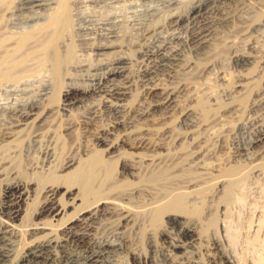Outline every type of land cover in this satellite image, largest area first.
I'll list each match as a JSON object with an SVG mask.
<instances>
[{
    "label": "rangeland",
    "instance_id": "374dc122",
    "mask_svg": "<svg viewBox=\"0 0 264 264\" xmlns=\"http://www.w3.org/2000/svg\"><path fill=\"white\" fill-rule=\"evenodd\" d=\"M27 1L4 0V6H0L1 41L5 35L0 45V58L2 53L12 55L15 45L12 35L16 36L25 24L30 27V24L33 25L31 21L41 19L47 12H51L58 0H46L49 7L41 10H22ZM97 1L69 0L70 12L59 31L58 40L61 41L56 43V51L61 50L56 52L51 48L42 60L38 58L40 62L32 59L30 61L35 63L28 61L23 64L17 73L18 78L13 81L0 79V104L40 97L43 101L55 100L60 104L63 87L72 84L83 87L103 79L107 76L105 66L114 57H125L120 64L123 67L119 65L120 75L108 81L105 79L109 86L104 84L107 93L103 92L99 98L81 96L80 104L69 110V113L59 111L61 115L54 109L55 112L51 111L53 114L43 113L42 121L35 122L38 124L33 127H42L40 132L43 135L37 134L43 137V141L48 140L46 143L54 149L55 157H58L55 163L53 161L52 164L44 165L40 160L28 162L24 159L23 162L21 158L13 157L12 162L5 165L0 174V229L12 254L10 264L19 263L31 240L46 236L60 240L64 231L68 230L66 228L89 238L88 252L101 251L104 247L112 248L113 254L109 257L111 264H172L167 253L182 264H209L206 250L211 248L213 242L218 243L219 249L225 255L229 254L227 256L235 264H264V147H260L262 151L260 148L257 151L258 146L255 144L264 136V0ZM100 3L103 5L99 6ZM107 4H110L109 8ZM8 7L10 12L7 11ZM80 13L83 16L90 15L94 22L86 23L84 18L79 20ZM90 13H94L93 16ZM12 14L15 16L12 17ZM39 21L42 23V20ZM202 33L208 39L212 38L210 41L216 45L213 51L207 52L205 49L199 53L192 39ZM99 43L114 45L111 49L113 53L109 50V56L105 57L90 50ZM170 51L182 53H179L178 61L168 59L172 54ZM56 55L62 63L57 69L54 67ZM5 66L0 68V72L5 71ZM20 70H26L27 75L25 72L21 74ZM28 84H32L31 88ZM152 87L160 88L164 95L172 93L174 99L179 97L178 101L175 99L176 107L170 113L160 111L154 114L146 109L151 105L150 102L153 103L154 98L148 93ZM142 108V112L148 111L145 120L140 116ZM62 121L73 123L70 138L62 131ZM139 134H143V137ZM140 137L147 139L144 143H149L147 148L138 151L132 149V144ZM155 148L160 151L155 152ZM132 153L139 155L132 158ZM65 157L68 159L58 169ZM143 157L151 163H144L141 160ZM94 159L102 161L104 169L109 173L106 187L112 188L111 193L104 190L99 196L112 199L113 204L103 206L101 211L74 222H64L68 215L74 217V209H68L66 215L52 220L51 217H38V204L43 200L42 187L47 183H71L68 178H75L74 173ZM169 168H172L171 171ZM159 176L163 177L159 183L170 182L167 189L152 183L151 180ZM28 182L34 185V191L31 192L30 200L23 205L20 217L15 219L4 210L6 205L1 190L8 185L24 186ZM72 183V194L83 198V205L94 201L95 197L84 194L79 180L74 179ZM174 195L181 199V207L172 211H180L187 221L181 225L168 222L167 215L163 213L165 209L161 211ZM121 207L129 210L125 213L128 216L124 215ZM47 220L52 221V226L33 239L30 236V224ZM189 230L194 232L196 247L187 242ZM176 241L184 242V247L173 249L171 242ZM67 249L81 258L82 262L88 254L85 248L73 242L67 245ZM58 263L65 264L63 261Z\"/></svg>",
    "mask_w": 264,
    "mask_h": 264
},
{
    "label": "bare ground",
    "instance_id": "6f19581e",
    "mask_svg": "<svg viewBox=\"0 0 264 264\" xmlns=\"http://www.w3.org/2000/svg\"><path fill=\"white\" fill-rule=\"evenodd\" d=\"M4 0H0V6H2ZM97 1V0H95ZM109 1V0H107ZM113 1V0H112ZM146 1V0H145ZM152 1V0H151ZM24 1H22L23 3ZM55 2V1H54ZM80 2V1H79ZM91 2V1H90ZM98 2V1H97ZM110 2V1H109ZM125 2V1H123ZM6 3V2H5ZM86 3V2H85ZM96 3V2H94ZM104 3V2H103ZM103 3L99 6H102ZM115 3V2H114ZM119 3V2H118ZM122 3V2H120ZM11 4V3H9ZM105 4V3H104ZM135 4V3H134ZM143 4V3H142ZM6 6L8 5L5 4ZM71 5V3H70ZM70 5H69V0H58L56 2V6L52 9L51 12H47L48 14L42 16L41 19H37V20H33L30 23H32L33 25L30 24V27H27L24 25V27L21 29V31L16 35H12L13 38H15V45H13V51L10 48V50L12 51V55L10 56L9 54H1L2 58H0V68L4 65L5 66V71L2 70V73L0 75V79H5V80H15L18 78L17 73H19V69L21 68V66L23 64H26L28 61L32 60V59H43L44 55L47 53V51H49V49H54V51H56V43L57 41H61L58 40L59 39V31L61 29L62 24L64 22V20H66L68 18L69 12H70ZM73 5V4H72ZM79 5V4H78ZM91 5V4H90ZM94 5V4H92ZM97 5V7H98ZM108 5V4H107ZM110 5V4H109ZM108 5V8H109ZM112 5V3H111ZM115 4H113L114 6ZM117 5V3H116ZM136 5V4H135ZM4 6V5H3ZM2 6V7H3ZM17 6V5H16ZM48 6L49 7V3L46 0H29L26 3H24V5L22 6V10L26 9V10H37L38 8H44ZM85 6H87L85 4ZM75 7V5H74ZM93 7V6H92ZM95 7V6H94ZM142 7V6H141ZM9 8V7H8ZM17 8V7H16ZM52 8V6H51ZM79 7H77L76 9H78ZM81 8V7H80ZM85 8V7H84ZM84 8H82V10H84ZM96 8V7H95ZM100 8V7H98ZM119 8V7H118ZM122 8V7H121ZM144 8V7H143ZM38 9V10H39ZM50 9V8H49ZM94 9V8H93ZM112 9V8H111ZM109 9V10H111ZM124 9V8H123ZM153 9V8H152ZM41 10V9H40ZM44 10V9H43ZM42 10V11H43ZM79 10V9H78ZM77 10V11H78ZM88 10V9H87ZM104 10H108L107 8ZM135 10V9H134ZM141 10V9H140ZM4 11V10H3ZM8 12H10V8L9 10H7ZM45 11V10H44ZM76 11V10H75ZM80 11V10H79ZM85 11V10H84ZM83 11V12H84ZM95 11V10H93ZM96 11H99L96 9ZM114 11V10H113ZM123 11V10H122ZM127 11V9H126ZM14 12V11H13ZM21 12V11H20ZM26 12V11H25ZM24 12V13H25ZM38 11H36L37 13ZM46 12V11H45ZM91 12V11H89ZM104 12V11H103ZM120 12V11H119ZM4 13V12H3ZM16 13V12H15ZM13 13V14H15ZM29 13V12H28ZM35 13V12H34ZM39 13H41L39 11ZM43 13V12H42ZM73 13H75L73 11ZM85 13V12H84ZM100 12H98L99 14ZM105 13V12H104ZM109 13V12H108ZM106 12V14H108ZM111 13V11H110ZM115 13V12H114ZM5 14V13H4ZM9 14V13H8ZM12 14V17L15 16ZM17 14V13H16ZM27 14V13H26ZM91 14V13H90ZM94 14V13H92ZM91 14V15H92ZM101 14V13H100ZM2 15V14H1ZM19 15V14H18ZM34 15V14H33ZM86 15V14H85ZM102 15V14H101ZM113 15V14H111ZM5 16V15H4ZM8 16V15H7ZM30 15H28L27 17H29ZM32 16V15H31ZM76 16V14L74 15ZM87 16V15H86ZM83 16L82 13L78 14V18L79 20L83 19L86 23H90L92 20L89 16ZM93 16V15H92ZM96 16V15H95ZM110 16V15H108ZM116 16V15H115ZM146 16V15H145ZM26 17V18H27ZM33 17V16H32ZM107 17V15H106ZM129 17V16H128ZM3 18V17H2ZM8 18V17H7ZM6 18V19H7ZM22 18V17H21ZM20 18V19H21ZM24 18V17H23ZM70 18V17H69ZM73 18V15H72ZM71 18V19H72ZM99 18V17H98ZM104 18V17H102ZM11 19V17H10ZM33 19V18H32ZM117 19V18H116ZM115 19V20H116ZM120 19V18H119ZM13 19H11L12 21ZM31 20V19H30ZM29 20V21H30ZM39 20H42V23H38ZM77 21V19H75ZM104 20V19H103ZM106 20V19H105ZM104 20V21H105ZM109 20V19H108ZM2 21V20H1ZM69 21V19L67 20ZM73 21V20H72ZM74 21V22H76ZM96 21H98L96 19ZM103 21V22H104ZM25 22V21H23ZM40 22V21H39ZM82 22V21H81ZM80 22V25H81ZM94 22V21H92ZM101 22V21H99ZM98 22V23H99ZM66 23V22H65ZM69 23V22H68ZM71 23V21H70ZM78 23V21H77ZM84 23V22H82ZM85 23V25H86ZM97 23V22H96ZM115 23V22H114ZM23 23H21L20 25H22ZM106 24V23H105ZM112 24V23H111ZM28 25V23H27ZM79 25V24H78ZM95 25V24H94ZM114 25V24H113ZM29 26V25H28ZM72 26V24H71ZM92 26V25H91ZM102 26V25H101ZM107 26V25H106ZM109 26V25H108ZM93 27V26H92ZM99 27V26H98ZM111 27V26H110ZM87 28V26H86ZM91 28V27H88ZM95 28V26H94ZM93 28V29H94ZM103 28V27H101ZM85 29V28H84ZM67 30V28H66ZM91 30V29H90ZM65 31V30H63ZM85 31V30H84ZM95 31V30H94ZM83 31H81L80 33H82ZM17 33V32H16ZM1 34V33H0ZM14 34V33H13ZM64 35V34H61ZM197 35V34H196ZM11 36V35H10ZM114 36V35H113ZM106 37V36H105ZM3 38L2 37V41L0 42L3 43ZM7 38V37H6ZM60 38H62L60 36ZM11 39V38H10ZM9 39V40H10ZM212 39V38H211ZM211 39H208L206 34H200L197 35L194 39V44L196 47L199 48V53L202 50H205L207 52L209 51H213L216 48V45L210 41ZM5 40V39H4ZM108 40V39H107ZM111 41V40H109ZM10 42V41H9ZM114 42V41H113ZM112 42V44H113ZM82 43V42H81ZM86 43V42H85ZM110 43V42H109ZM116 43V42H115ZM191 43V42H190ZM193 43V41H192ZM58 44V43H57ZM6 45V44H5ZM2 46V45H1ZM7 46V45H6ZM59 46V45H58ZM160 47V46H159ZM1 48V47H0ZM4 48H6L4 46ZM8 48V47H7ZM48 48V49H47ZM114 45L111 44H100L96 45L94 48L90 49L91 51H93L95 54H99V55H106L105 57H108L110 54L109 50L113 49ZM9 49V48H8ZM47 49V50H46ZM58 49V48H57ZM85 49V48H84ZM61 50V49H60ZM57 50V51H60ZM83 50V49H82ZM192 50V49H191ZM197 50V49H196ZM8 51V50H7ZM53 51V50H52ZM56 51V52H57ZM112 51V50H111ZM117 51V50H116ZM195 51V50H194ZM54 52V53H56ZM162 52V51H159ZM197 52V51H195ZM10 53V51L8 52ZM113 53V51H112ZM170 53H172V51H170ZM180 53V52H179ZM178 52H173L170 56H169V60L172 61H178L177 57L179 56ZM203 53V52H202ZM58 54H62L61 52H58ZM89 54H92L89 53ZM88 54V55H89ZM158 54V53H157ZM164 54V53H163ZM168 54V53H167ZM166 54V56H167ZM182 54V53H180ZM207 54V53H206ZM52 54H50L51 56ZM55 55V54H54ZM108 55V56H107ZM116 55V53H115ZM124 55V54H123ZM154 55V54H153ZM202 55V54H199ZM57 56V55H56ZM118 56V55H117ZM183 56V55H181ZM100 57V56H99ZM46 58V57H45ZM51 58V57H50ZM59 57H55V69H57L58 66H60V60L58 59ZM61 58V57H60ZM125 58V57H123ZM123 58L121 57H114V59L112 60V62L108 63L105 66V69H107V76L103 79H100L98 81H93L91 84L89 85H85L83 87H79V86H75V85H68L66 87H63V90L61 91L62 97H61V102L60 104L58 103V101L55 100H50L49 102L47 101H43L41 100L42 97H40V99H28V100H21V101H12V102H4L1 105L0 108V174L3 173L4 171V167L5 165H9L10 162H12L13 157H18L21 158L22 161L25 159L26 161H34V160H40L39 162L44 164V163H51L53 162L56 158L55 154L53 152L54 149L49 148L50 146H48V144L42 140L43 137H40V135H43L42 132H40L42 129L39 127H33L35 122L37 120H41V116L43 115V113H47V112H51L52 110L56 109V111H63V112H68L69 110H71L73 107H76L77 105H79V99L81 98V96H85V97H91V96H98L102 94L104 91V84L105 83V79H111L114 78L115 76L120 75L121 73V69L119 68V65L122 63ZM166 58V57H165ZM203 58V57H202ZM38 61L40 62L41 60ZM52 59V58H51ZM63 59V58H62ZM101 59V58H100ZM103 59V58H102ZM166 59V60H168ZM96 61L99 59H95ZM127 60V59H126ZM161 60V58H160ZM31 62V61H30ZM29 62V63H30ZM33 62V61H32ZM31 62V63H32ZM107 62V61H106ZM158 62V61H157ZM171 62V61H170ZM35 63V62H33ZM77 63V62H76ZM99 63V61L97 62V64ZM125 63V62H124ZM160 63V62H159ZM166 65L167 62L165 61ZM164 63V64H165ZM180 63V61H179ZM178 63V64H179ZM79 64V63H77ZM76 64V65H77ZM103 64V63H102ZM101 64V65H102ZM106 64V63H104ZM161 64V63H160ZM169 64V62H168ZM174 64V63H173ZM75 65V66H76ZM80 65V64H79ZM163 65V64H162ZM170 65V64H169ZM39 66V65H38ZM66 66V65H65ZM85 66V65H84ZM61 67V66H60ZM79 67V66H78ZM89 67V66H88ZM103 67V66H102ZM120 67H123L122 65H120ZM160 67V66H159ZM158 67V68H159ZM26 68V67H25ZM80 68V67H79ZM157 68V69H158ZM165 68V67H164ZM4 69V67H3ZM24 69V68H23ZM81 69V68H80ZM86 69V68H85ZM100 69V68H99ZM102 69V68H101ZM124 69V68H123ZM74 70V69H73ZM83 70V69H82ZM105 71V70H104ZM103 71V72H104ZM25 72L26 74V70H20V73L23 74ZM80 72V71H79ZM102 72V73H103ZM20 74V75H21ZM24 75V74H23ZM30 76V75H28ZM23 77V76H20ZM57 77V76H56ZM35 77H33L34 79ZM65 78V77H64ZM28 79V78H27ZM26 81L28 82V80H30V78ZM1 80V81H2ZM115 80V79H114ZM121 80V79H120ZM0 81V82H1ZM17 81V80H16ZM19 81V79H18ZM48 81V80H47ZM108 81V80H107ZM113 81V80H112ZM4 82V81H3ZM24 82V81H23ZM114 82V81H113ZM116 83V81H115ZM114 83V85H115ZM19 83H16V85H18ZM20 84H25V83H20ZM111 84V82H110ZM29 85V84H28ZM50 85V84H49ZM14 86V85H13ZM32 86L29 85V87ZM52 86V85H51ZM108 86V84H107ZM106 86V87H107ZM109 87V86H108ZM28 88V87H27ZM26 88V89H27ZM31 88V87H30ZM52 88V87H51ZM21 89V88H20ZM48 89V87H47ZM46 89V90H47ZM62 89V88H61ZM111 89V88H110ZM109 89V90H110ZM164 89V88H163ZM31 90V89H30ZM50 91V89H49ZM26 92V90H25ZM47 92V91H45ZM51 92V91H50ZM49 92V93H50ZM164 92V91H163ZM175 92V91H174ZM43 93V92H42ZM41 93V94H42ZM107 93V92H106ZM104 93V94H106ZM151 96H153V103L150 102V106L146 109H148V111L150 112H166L167 114L170 113V111H172L174 109V107H176L175 104V99L178 101V99L175 98L174 99V95L172 93H167L166 95H164L161 91L160 88L158 87H152L150 88V92H148ZM44 94V93H43ZM175 94V93H174ZM48 95V94H46ZM102 96V95H101ZM179 96V95H177ZM38 98V97H37ZM48 98V97H47ZM93 98V97H91ZM101 98V97H100ZM151 98V99H152ZM50 99V98H49ZM52 99V98H51ZM89 99V98H88ZM20 100V99H18ZM47 100V99H46ZM104 100V99H103ZM83 101V99H82ZM86 101V100H85ZM181 101V100H180ZM180 103V102H178ZM178 103H176L178 105ZM57 104V105H56ZM91 105V104H90ZM180 105V104H179ZM84 107V105H83ZM74 109V108H73ZM176 109V108H175ZM79 110V108H78ZM81 110V108H80ZM93 110V109H92ZM140 110V109H139ZM143 108L141 109V113L140 116L141 118L144 120L148 118V111H143ZM177 110V109H176ZM175 110V111H176ZM76 111V110H75ZM184 111V110H183ZM55 112V110H54ZM80 112V111H79ZM137 112V111H136ZM135 112V113H136ZM181 112V111H180ZM52 113V112H51ZM50 113V114H51ZM60 113V112H59ZM67 113V114H68ZM165 113V114H166ZM53 114V113H52ZM55 114V113H54ZM61 114V113H60ZM72 114V113H71ZM78 114V113H77ZM155 114V113H154ZM153 114V115H154ZM158 114V113H157ZM161 115V113H159ZM175 114V113H174ZM56 115V114H55ZM57 115H59L57 113ZM56 115V116H57ZM62 115V114H61ZM136 115V114H135ZM138 115V113H137ZM150 115V114H149ZM164 115V114H163ZM186 115V114H185ZM139 116V117H140ZM34 117L29 123L27 122L28 119ZM50 117V115H49ZM69 117V116H68ZM71 117V116H70ZM69 117V118H70ZM96 117V116H95ZM166 117V115H165ZM163 117V118H165ZM46 118V117H45ZM61 118V116H60ZM43 119V118H42ZM62 119V118H61ZM60 119V121H61ZM71 119V118H70ZM75 119V118H74ZM134 119V118H133ZM138 119V118H137ZM54 120V119H52ZM95 120V119H94ZM160 120V119H159ZM48 121V119H47ZM56 121V120H55ZM59 121V122H60ZM64 121V120H63ZM62 121V123H63ZM67 121V120H66ZM76 121V120H75ZM78 121V120H77ZM89 121V120H88ZM166 121V119L164 120ZM49 122H51L49 120ZM65 122V121H64ZM126 122V121H125ZM45 123V122H44ZM56 123V122H55ZM135 123V122H134ZM159 123V122H158ZM38 124V123H37ZM37 124H35L37 126ZM40 124V123H39ZM48 124V123H47ZM75 124V123H74ZM122 124V123H121ZM127 124V123H125ZM63 125V126H62ZM115 125V124H114ZM131 125V124H130ZM158 125V124H157ZM39 126V125H38ZM46 126V125H45ZM48 126V125H47ZM58 126V125H57ZM56 126V127H57ZM62 126V131L65 134V136L69 137V135L72 133V128H73V123H63L61 124ZM75 126V125H74ZM81 126V125H80ZM86 126V125H85ZM165 126V125H163ZM162 126V127H163ZM88 127V126H87ZM135 127V126H134ZM59 128V126H58ZM77 128V127H76ZM125 128V127H124ZM129 128V127H128ZM133 128V125L132 127ZM50 129V127L48 128ZM47 129V130H48ZM29 130V131H27ZM52 130V129H51ZM77 130V129H76ZM79 130V129H78ZM92 130V129H91ZM146 130V129H145ZM89 131V130H88ZM130 131V130H128ZM140 131V130H139ZM138 131V132H139ZM149 131V130H148ZM165 131H169V130H165ZM56 132V131H55ZM58 132V131H57ZM75 132V131H73ZM142 132V131H141ZM162 132V131H161ZM160 132V133H161ZM39 133V134H37ZM62 133V134H63ZM131 133V131L129 132ZM140 133V132H139ZM163 133V132H162ZM56 134V133H54ZM61 134V135H62ZM74 134V133H73ZM134 134V133H133ZM147 133H145L146 135ZM86 135V134H85ZM126 135V134H125ZM135 135V134H134ZM141 135V134H139ZM143 135V134H142ZM141 135V137H143ZM169 135V133H168ZM166 134V136H168ZM173 135V134H171ZM170 135V137H171ZM46 136V135H45ZM54 136V135H53ZM73 136V135H72ZM154 136V135H153ZM158 136V135H157ZM161 136V135H160ZM165 136V135H163ZM162 136V137H163ZM192 136V135H191ZM60 137V136H59ZM66 137V138H67ZM124 137V136H123ZM140 139L138 138V141L134 144H132V149L134 150H142L145 149V147L147 148V145H144L145 141L143 138ZM175 137V136H174ZM195 137V136H194ZM45 138V137H44ZM49 138V137H48ZM55 138V136H54ZM62 138V137H61ZM64 138V137H63ZM62 138V139H63ZM70 138V137H69ZM68 138V140H69ZM127 138V136H126ZM131 138V137H130ZM135 138V137H134ZM145 138H148L147 136ZM160 138V137H159ZM173 138V137H172ZM47 139V138H45ZM58 139V138H57ZM119 139V138H118ZM123 139V138H122ZM132 139V138H131ZM130 139V140H131ZM154 139V138H153ZM193 139V137H192ZM67 141V139H65ZM73 140V139H72ZM127 140V139H126ZM129 140V139H128ZM120 141V140H119ZM155 141V140H154ZM157 141V138H156ZM156 141L154 143H156ZM169 141V140H168ZM195 141V140H194ZM54 142V141H53ZM56 142V140H55ZM68 142V141H67ZM71 142V140H70ZM167 142V141H166ZM172 142V141H171ZM58 143V142H57ZM153 143V142H152ZM163 143V142H162ZM50 144V143H49ZM68 144V143H67ZM66 144V145H67ZM121 144V143H120ZM124 144V142H123ZM128 144V143H127ZM157 144V143H156ZM159 144V143H158ZM168 144V143H167ZM167 144L165 146H167ZM256 146H258L257 151L259 150V148L262 146L264 147V136H261L257 142L255 143ZM53 145V144H52ZM51 145V146H52ZM71 145V143H70ZM69 145V146H70ZM113 145V144H112ZM144 145V146H143ZM161 145V143H160ZM159 145V146H160ZM73 146V145H71ZM152 146V145H151ZM116 147V146H115ZM121 147V146H120ZM153 147V146H152ZM156 147V146H155ZM158 147V146H157ZM196 147V145H195ZM261 147V148H262ZM163 148V147H162ZM165 148V147H164ZM260 148V149H261ZM159 149V148H158ZM166 149V148H165ZM147 150V149H146ZM157 149L155 148V152ZM162 150V149H161ZM200 150V148H199ZM149 151V150H148ZM147 151V152H148ZM260 151V150H259ZM262 151V149H261ZM146 152V151H145ZM154 152V153H155ZM153 153V151H152ZM199 153V152H198ZM259 153V152H258ZM158 154V153H157ZM129 155V154H128ZM132 158L133 156L138 157L139 154H131ZM144 155V153H143ZM148 155V154H147ZM153 155V154H152ZM149 156V155H148ZM151 156V155H150ZM155 156V155H154ZM159 156V155H158ZM240 156V155H239ZM261 156V155H260ZM142 157V156H140ZM153 157V156H152ZM237 157V156H236ZM235 157V158H236ZM126 158V157H125ZM128 158V157H127ZM151 158V157H150ZM158 158V157H157ZM163 158V157H162ZM160 158V159H162ZM168 158V156H167ZM171 158V157H170ZM200 158V157H199ZM20 159V160H21ZM66 159H68V157H65V159H62L61 164L58 165V169L61 167V165L63 164V162H66ZM141 159V158H140ZM159 159V160H160ZM164 159V158H163ZM169 159V158H168ZM178 159V158H177ZM197 159V158H196ZM129 160V159H128ZM131 160V159H130ZM142 161L148 162L149 159H147L146 157H143L141 159ZM152 160V159H151ZM155 160V159H154ZM158 160V159H157ZM135 161V160H134ZM171 161V160H170ZM237 161V160H236ZM24 162V161H23ZM35 162V161H34ZM37 162V163H39ZM57 162V160H56ZM138 162V161H137ZM136 162V163H137ZM157 161H154V163ZM160 162H163L160 161ZM165 162V161H164ZM55 163V161H54ZM139 163V162H138ZM141 163V161H140ZM143 163V164H144ZM149 164L151 163V161L148 162ZM159 163V162H158ZM176 163V162H175ZM27 164V163H24ZM44 164V165H46ZM52 164V163H51ZM153 164V163H152ZM170 164V163H169ZM12 165V164H11ZM35 165V164H34ZM146 165V164H145ZM167 165V163L165 164ZM172 165V163H171ZM177 165V164H176ZM162 166V165H161ZM160 166V167H161ZM164 166V165H163ZM179 166V165H178ZM41 167V166H40ZM49 167V166H47ZM63 167V165H62ZM83 168L80 167V169L78 170L77 173H74L75 178H68L71 179V183H47L45 185V187H42V194H43V200L42 202H40L38 204V211L36 213V215L38 217H43L45 219L50 218L51 220L59 217L61 215H66L67 210L68 209H74L75 210V215L74 217H72L73 215H68V217L66 218V220L64 221L65 223L68 221L74 222L73 220H80V218L84 219L87 215H91V213H97L99 211H101L103 206H107V205H112L113 204V200L112 199H105L102 198L101 196H99L100 194H102L101 192H103L104 190H111L112 188L106 187L107 185V180H108V171L104 169V165L102 164V161L100 159H94L92 161H90L89 163L85 164L84 166H82ZM170 167V166H168ZM8 168V167H6ZM45 168V167H44ZM165 168V167H163ZM175 168V167H174ZM61 169V168H60ZM166 169V168H165ZM164 169V170H165ZM170 169V168H169ZM172 169V168H171ZM170 169V171H171ZM8 170V169H7ZM158 171V170H157ZM157 171H155V174L157 173ZM169 171V170H168ZM167 171V172H168ZM165 172V173H167ZM242 172V171H241ZM164 173V174H165ZM161 174V172H160ZM239 174V173H238ZM4 175V174H3ZM9 175V174H8ZM157 175V174H156ZM163 175V174H162ZM243 175V174H242ZM108 176V177H107ZM67 177V176H66ZM71 177V176H70ZM157 177V176H156ZM165 177V176H164ZM153 178V177H152ZM151 178V179H152ZM167 178V177H166ZM164 178V180L166 179ZM173 178V177H172ZM74 179H77L81 182L82 186L80 188H82L84 194H88V195H92L93 197H95L94 201L90 202L88 205H83L80 197H78V195H74L73 193V181ZM107 179V180H106ZM175 179V178H173ZM30 180V179H29ZM150 180V179H149ZM161 180H163V177L159 176L158 178H154V180H151L152 183L161 186L164 189L168 188L169 183H159L161 182ZM176 180V179H175ZM179 180V179H178ZM22 181V180H21ZM171 181V180H170ZM192 181V180H191ZM66 182V181H65ZM163 182V181H162ZM187 182V181H186ZM196 181H194L193 183H195ZM16 183V182H15ZM35 183V182H34ZM190 182L187 183V187L188 188V184ZM192 183V185H193ZM175 184V183H173ZM178 183H176L177 185ZM184 184V183H183ZM180 185V184H179ZM186 185V183L184 184ZM32 186H34L33 184H31L30 182H28L27 184L25 183L24 186H20V185H8L5 188H3V190H1V197L3 199V201L5 202V209L7 211V213L14 217L15 219L19 218L21 213H22V208L23 205H26V202L28 200H30L31 197V192H33L34 190H32ZM181 186V185H180ZM178 186V187H180ZM183 186V185H182ZM177 187V188H178ZM185 187V186H184ZM197 187V186H196ZM223 187V186H222ZM76 188V187H75ZM170 188V186H169ZM181 188V187H180ZM179 188V189H180ZM192 187H190L191 190ZM64 189V192H61V190ZM163 189V191H165ZM175 189V188H174ZM171 191V189H169ZM176 190V189H175ZM188 190V191H190ZM196 190V189H195ZM108 191V192H109ZM162 191V190H161ZM194 191V189H193ZM105 192V191H104ZM173 192V190H172ZM187 192V191H186ZM185 192V193H186ZM111 193V191H110ZM126 193V192H125ZM149 193V192H148ZM152 193V192H150ZM167 193V191H166ZM170 193V192H169ZM177 193V191H176ZM179 193V192H178ZM182 193V192H181ZM180 193V194H181ZM158 194V193H157ZM192 194V193H191ZM125 195V194H124ZM150 195V194H149ZM159 195V194H158ZM173 195V194H172ZM184 195V194H182ZM58 196H62V197H58ZM120 196V195H119ZM122 196V195H121ZM128 196V195H126ZM152 197V195H150ZM74 197V198H72ZM158 197V196H157ZM156 197V198H157ZM170 197V195H169ZM63 198V199H62ZM121 198V197H120ZM1 199V198H0ZM92 199V197H91ZM153 199V198H152ZM183 199V198H182ZM90 200V198H89ZM157 200V199H156ZM181 199L179 198V196L174 195L172 196V198L167 202V205L165 204V208H162L161 211L164 212L165 215H167L168 218V222L174 223V224H179L181 225L185 220V217L183 214H181L180 211H172L173 209H177L179 206L181 207ZM213 200V199H212ZM80 201V205L77 206V203ZM85 201V200H84ZM183 201V200H182ZM87 202V201H86ZM161 203V202H160ZM183 203V202H182ZM85 204V203H84ZM115 204V202H114ZM1 205V204H0ZM124 205V204H123ZM183 205V204H182ZM212 205V204H211ZM76 206V208H74ZM159 207V206H158ZM122 208V207H121ZM167 210V211H166ZM179 210V209H178ZM25 211V210H24ZM122 212H124V215H126V212H129V210H125L124 208L121 209ZM121 213V212H120ZM123 214V213H122ZM120 216V215H119ZM128 216V215H126ZM125 218V217H124ZM188 220V219H187ZM126 221V220H125ZM52 221H44V222H35V223H31L30 225V236L33 238L35 236H37L38 234L43 233L44 230L49 229L51 225ZM187 222V221H186ZM2 225V224H1ZM187 225V223H186ZM185 225V226H186ZM190 226V225H189ZM54 227V226H53ZM184 227V226H183ZM182 227V228H183ZM187 227V226H186ZM172 228V227H171ZM181 228V229H182ZM68 230H65L64 233L61 235L60 240L55 239V238H51V237H39V238H33L34 240L28 243V249L27 251L20 257L19 259V263L18 264H56V262L59 261H63L65 264H111L109 261V257L113 254L112 248H108V247H104V249H102L101 251H90L89 250V238L85 235H79L77 233H74L71 228H66ZM195 230V229H194ZM193 231H188L187 233V242L188 244H190V246L194 245L195 239H194V232ZM163 233V232H162ZM170 234V233H169ZM199 234V233H198ZM11 235V234H10ZM163 235V234H162ZM174 235V234H173ZM172 235V236H173ZM183 235V234H182ZM197 235V233H196ZM170 236V235H169ZM175 237V236H174ZM177 237V236H176ZM175 237V238H176ZM198 237V236H197ZM196 237V238H197ZM10 239V238H9ZM177 239H181L182 238H177ZM199 239V238H198ZM180 240V241H181ZM12 241V239H11ZM180 241H176V242H171V246L173 249H178V248H183L184 247V242H180ZM201 241V240H200ZM76 243L77 246H81L83 248H85V250L87 251V256L83 258V262L77 257V255H75L72 251L67 249V245L69 243L72 244ZM168 244V243H167ZM166 244V245H167ZM218 244V243H217ZM216 244V242L211 243V248L207 251V259L209 264H235L231 257L229 258V254L225 255V252L223 253V251H221L218 247V245ZM7 242H6V238L4 236V233L1 231L0 229V264H10V260L12 257L11 251L10 249H8L7 247ZM11 245V244H10ZM220 246V245H219ZM76 247V246H75ZM194 247H196L194 245ZM198 247V246H197ZM191 248V247H190ZM167 249V248H166ZM172 249V250H173ZM187 249V248H186ZM185 249V250H186ZM168 251L170 249H167ZM171 250V251H172ZM188 250V249H187ZM75 251V250H74ZM76 252V251H75ZM166 252V251H165ZM15 253V252H14ZM168 254V258L170 263L172 264H182L179 263L177 260H175L173 258V255ZM173 254V253H172ZM16 255V254H15ZM179 256V255H178ZM14 258V257H13ZM112 258V257H111ZM167 258V257H166ZM186 258V257H185ZM179 259V258H177ZM136 260V259H135ZM183 260V258H182ZM187 260V259H186ZM235 260V259H234ZM168 261V260H167ZM180 261V259H179ZM192 261V260H191ZM12 262V261H11ZM186 262V261H185ZM189 263V262H188ZM59 264V263H58ZM199 264V263H198ZM201 264V263H200ZM237 264V263H236Z\"/></svg>",
    "mask_w": 264,
    "mask_h": 264
}]
</instances>
